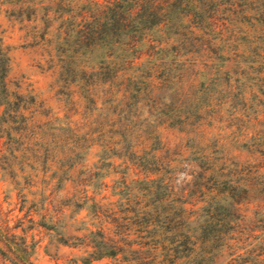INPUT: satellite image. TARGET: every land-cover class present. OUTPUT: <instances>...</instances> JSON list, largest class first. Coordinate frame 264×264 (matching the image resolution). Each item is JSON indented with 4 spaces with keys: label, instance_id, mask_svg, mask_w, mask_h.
<instances>
[{
    "label": "trees",
    "instance_id": "obj_1",
    "mask_svg": "<svg viewBox=\"0 0 264 264\" xmlns=\"http://www.w3.org/2000/svg\"><path fill=\"white\" fill-rule=\"evenodd\" d=\"M86 1L87 12L74 13L66 33L73 44L83 42L101 56L69 69L54 66L58 74L70 71L64 83L77 88V101L95 103L114 94L116 102L128 100L130 90L114 89V82L136 79L128 70L142 68L147 84L133 91L149 95L172 80V69L185 76L197 63L195 50L216 43L224 76V148L215 155L192 150L186 144L192 129L175 128L183 135L170 142L156 126L141 138L122 126L100 143V165L66 166L57 185L70 181L68 205L85 210V263L110 256L125 264H218L224 257L225 264H233L241 253H250L239 244L256 239L253 255L264 264V0ZM28 3L36 2L20 0L18 9ZM220 13L222 44L220 37L209 39L221 28ZM0 67V136L20 134L25 125L14 124L27 113L41 137V117L52 122L55 115L31 94L9 86L4 58ZM153 72L161 73L159 80ZM186 81L190 86L191 79ZM176 90L182 93L183 85ZM188 100L192 106L191 95ZM79 128L72 126L74 135ZM52 129L63 134L68 126L54 122ZM74 173L82 177L74 179ZM93 174L101 177L94 180ZM105 175H112L108 182Z\"/></svg>",
    "mask_w": 264,
    "mask_h": 264
},
{
    "label": "rangeland",
    "instance_id": "obj_2",
    "mask_svg": "<svg viewBox=\"0 0 264 264\" xmlns=\"http://www.w3.org/2000/svg\"><path fill=\"white\" fill-rule=\"evenodd\" d=\"M13 1L17 6L10 3ZM30 1L36 3L19 8L23 14L18 9L20 0H0V58L6 63L5 79L9 86L31 94L55 118L50 122L41 117V137H38V128L26 113L14 124L25 125L20 134L0 136V264H125L110 256L85 263L88 249L81 243L85 210L77 211L68 205L70 200L65 190H70V181H65V186L60 188L57 183H63L66 176L63 170L72 163L82 170L100 165V143L122 126L131 128L135 135L140 134L139 138L149 135L147 131L156 126L161 138L170 142L183 135L175 128L192 129L193 138L186 141L192 150L205 148L215 155L224 148V76L218 69L223 64L220 47L215 43L195 50L193 56L197 63L190 66L185 76H177V69H172V80L163 82L160 90L149 95L133 91L147 84L142 68L135 72L128 70L129 74L137 75L136 79L120 78L114 82V89L130 90L133 96L128 100L116 102L118 94H114L102 95L95 103L77 101V88L64 83L70 71L58 74L54 66L62 64L69 69L77 63L91 64L99 60L98 49H87L83 42L73 44L66 33L74 13L87 12L89 3L86 0H73L71 5L67 1ZM217 17L221 28L210 33L209 39L214 42L211 37H220L219 44H222L224 13ZM2 72L0 67V76ZM153 74L155 81L159 80L161 73ZM187 78L191 79L190 86ZM179 84L183 85L182 93L176 90ZM190 95L192 106H189ZM54 122L67 125L68 129L61 134L52 129ZM73 125L80 127L77 135L73 134ZM74 142L81 147H75ZM92 176L94 180L101 177ZM111 176L105 175L102 179L108 182ZM73 177L81 178L82 173H74ZM239 245L241 251L247 248L250 253H241L233 264H258L253 255L256 239ZM223 259L218 264H225L228 257Z\"/></svg>",
    "mask_w": 264,
    "mask_h": 264
}]
</instances>
